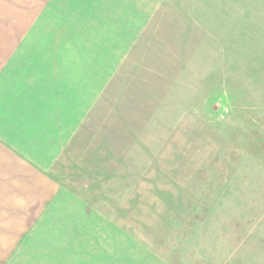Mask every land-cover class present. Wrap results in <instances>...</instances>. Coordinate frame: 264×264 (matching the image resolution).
Segmentation results:
<instances>
[{
	"label": "rangeland",
	"instance_id": "obj_1",
	"mask_svg": "<svg viewBox=\"0 0 264 264\" xmlns=\"http://www.w3.org/2000/svg\"><path fill=\"white\" fill-rule=\"evenodd\" d=\"M0 24L77 124L48 172L102 215L86 264L113 223L118 264H264V0H0Z\"/></svg>",
	"mask_w": 264,
	"mask_h": 264
},
{
	"label": "crops",
	"instance_id": "obj_2",
	"mask_svg": "<svg viewBox=\"0 0 264 264\" xmlns=\"http://www.w3.org/2000/svg\"><path fill=\"white\" fill-rule=\"evenodd\" d=\"M9 16L7 25L15 20L13 13ZM10 48L11 43L0 42V264H86L102 215L48 172L74 143L77 124L60 123L61 89L55 78L46 81L44 64L14 68ZM50 63L60 75V61ZM75 72L71 78L68 66L64 74L75 80ZM105 230L114 237L102 261L118 264L117 236L124 238L125 230L117 223Z\"/></svg>",
	"mask_w": 264,
	"mask_h": 264
}]
</instances>
